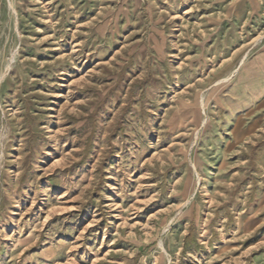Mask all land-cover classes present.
Instances as JSON below:
<instances>
[{
	"label": "rangeland",
	"instance_id": "1",
	"mask_svg": "<svg viewBox=\"0 0 264 264\" xmlns=\"http://www.w3.org/2000/svg\"><path fill=\"white\" fill-rule=\"evenodd\" d=\"M0 264H264V0H0Z\"/></svg>",
	"mask_w": 264,
	"mask_h": 264
}]
</instances>
